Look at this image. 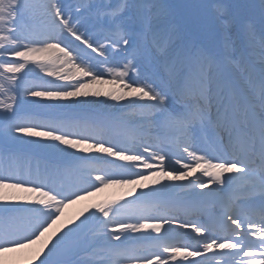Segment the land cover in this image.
Wrapping results in <instances>:
<instances>
[{"label":"snow or ice","instance_id":"snow-or-ice-1","mask_svg":"<svg viewBox=\"0 0 264 264\" xmlns=\"http://www.w3.org/2000/svg\"><path fill=\"white\" fill-rule=\"evenodd\" d=\"M211 7L201 25L168 0H0V264H264V0L259 26ZM97 104L120 114L55 115Z\"/></svg>","mask_w":264,"mask_h":264},{"label":"bare ground","instance_id":"bare-ground-1","mask_svg":"<svg viewBox=\"0 0 264 264\" xmlns=\"http://www.w3.org/2000/svg\"><path fill=\"white\" fill-rule=\"evenodd\" d=\"M94 197H92L89 201H85V202H82L80 204H77V205H73L71 206L70 208H68L66 210V216H65V219H68L69 216L71 217H75L77 215V213L80 211V209L84 206L85 203H90L91 200L93 199ZM55 239V237L53 238V240ZM46 251V250H45Z\"/></svg>","mask_w":264,"mask_h":264},{"label":"rangeland","instance_id":"rangeland-1","mask_svg":"<svg viewBox=\"0 0 264 264\" xmlns=\"http://www.w3.org/2000/svg\"><path fill=\"white\" fill-rule=\"evenodd\" d=\"M65 2H66V3H70V4H74V2H73L72 0H65ZM207 22L209 23V19L207 20ZM229 34H231V29L229 30ZM35 99H36V98H35ZM34 109H36L37 111H40V112L43 111L42 109H39L37 106L34 107ZM24 115H31V114L26 113V114H24ZM40 118H41V117H40Z\"/></svg>","mask_w":264,"mask_h":264}]
</instances>
